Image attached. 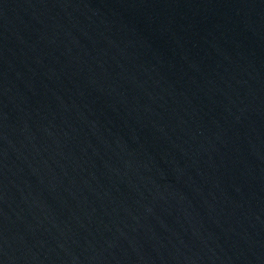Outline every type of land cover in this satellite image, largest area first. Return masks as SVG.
I'll list each match as a JSON object with an SVG mask.
<instances>
[{"label": "water", "instance_id": "obj_1", "mask_svg": "<svg viewBox=\"0 0 264 264\" xmlns=\"http://www.w3.org/2000/svg\"><path fill=\"white\" fill-rule=\"evenodd\" d=\"M0 264H264V0H0Z\"/></svg>", "mask_w": 264, "mask_h": 264}]
</instances>
